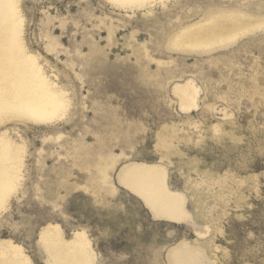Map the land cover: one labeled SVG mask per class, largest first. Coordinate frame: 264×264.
I'll use <instances>...</instances> for the list:
<instances>
[{
    "label": "rangeland",
    "instance_id": "rangeland-1",
    "mask_svg": "<svg viewBox=\"0 0 264 264\" xmlns=\"http://www.w3.org/2000/svg\"><path fill=\"white\" fill-rule=\"evenodd\" d=\"M164 4L21 0L27 48L75 94L67 121L0 126L27 148L0 242L21 246L33 264H49L39 242L49 223L67 239L84 230L97 264H177L175 250H188L187 264H264V31L207 54L167 48L209 10L262 22L264 0ZM49 38L59 43L53 51ZM188 83L198 96L185 112L174 89ZM130 164L164 165L192 218H155L118 180Z\"/></svg>",
    "mask_w": 264,
    "mask_h": 264
},
{
    "label": "bare ground",
    "instance_id": "bare-ground-1",
    "mask_svg": "<svg viewBox=\"0 0 264 264\" xmlns=\"http://www.w3.org/2000/svg\"><path fill=\"white\" fill-rule=\"evenodd\" d=\"M106 1L115 8L131 11L147 9L156 2L165 5V0ZM20 3L21 0H0V126L9 121L52 126L70 118L74 105L72 96L75 94L71 95L68 89L52 80L54 78L48 75L40 56L27 48L23 37L24 19ZM151 12L148 9V13ZM252 18H246L245 14L239 12L225 14L209 10L199 22L180 27L169 39L167 48L205 54L227 48L242 36L258 30L264 31V21L254 23ZM58 45L57 41L49 38V51L55 50ZM100 59L97 65L102 68L104 62ZM174 94L179 99L182 111L196 107L198 91L190 83L176 86ZM59 139L61 136L54 140ZM14 141L7 131L0 132V215L8 209L10 199L22 185L27 148L25 143L17 144ZM163 149L168 150L167 147ZM107 177V173L102 176L105 183ZM118 180L144 201L155 218L176 222L192 218L186 207V194L169 188L168 172L164 165L130 164L121 169ZM189 189L193 191L192 187ZM39 242L48 256L49 264H97L96 253L84 230H78L71 239H67L58 224L49 223L42 228ZM171 256L177 264H187L192 259L188 250H175ZM0 264L33 262L21 246L11 241H2Z\"/></svg>",
    "mask_w": 264,
    "mask_h": 264
}]
</instances>
